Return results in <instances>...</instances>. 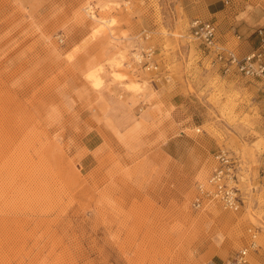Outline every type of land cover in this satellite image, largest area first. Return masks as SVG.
Masks as SVG:
<instances>
[{"label": "rangeland", "instance_id": "1", "mask_svg": "<svg viewBox=\"0 0 264 264\" xmlns=\"http://www.w3.org/2000/svg\"><path fill=\"white\" fill-rule=\"evenodd\" d=\"M225 1L0 0V264H232L252 233L264 264L257 86L189 36L212 19L254 47L264 0ZM219 149L244 202L195 210Z\"/></svg>", "mask_w": 264, "mask_h": 264}, {"label": "built area", "instance_id": "2", "mask_svg": "<svg viewBox=\"0 0 264 264\" xmlns=\"http://www.w3.org/2000/svg\"><path fill=\"white\" fill-rule=\"evenodd\" d=\"M228 3V0L225 1ZM257 43L249 51L242 53L239 47L226 45L219 39L218 24L212 19H194L189 24V36L201 48V56L207 64L223 77H240L252 81L257 86L260 118L264 130V26L253 32ZM236 39L240 35L236 34ZM154 51L143 48L134 52L133 63L146 71L156 69ZM238 159L226 149H219L213 154V165L204 180L195 184L196 192L191 205L195 210H202L218 203L224 209L237 210L243 204L239 187ZM258 176L264 185V149L260 154ZM256 234L252 233L247 247L240 249L232 264H248V249L255 248Z\"/></svg>", "mask_w": 264, "mask_h": 264}, {"label": "crops", "instance_id": "3", "mask_svg": "<svg viewBox=\"0 0 264 264\" xmlns=\"http://www.w3.org/2000/svg\"><path fill=\"white\" fill-rule=\"evenodd\" d=\"M252 33V32H251ZM229 35V34H228ZM246 38V37H245ZM254 37H252V39H253ZM252 39H246V40H243V42H242V44L243 45H245V46H248V47H251V45H253L254 43H253V41H252ZM253 40H255V39H253ZM236 41V40H235ZM224 42L226 43V45H228V46H231V47H234L233 45H236V44H232L233 43V40H229V38L227 39V38H225L224 39ZM256 44V43H255ZM240 48V47H239ZM245 49H249V48H245ZM247 51H249V50H242V48H241V52L242 53H244V52H247Z\"/></svg>", "mask_w": 264, "mask_h": 264}, {"label": "bare ground", "instance_id": "4", "mask_svg": "<svg viewBox=\"0 0 264 264\" xmlns=\"http://www.w3.org/2000/svg\"><path fill=\"white\" fill-rule=\"evenodd\" d=\"M114 58V57H113ZM96 70H100V69H96ZM97 73L94 71V72H90V74H89V76H90V78H92V79H94L93 81H94V84L95 85H97V84H99L100 83V78H97ZM88 80H89V78H88ZM100 85V84H99Z\"/></svg>", "mask_w": 264, "mask_h": 264}]
</instances>
